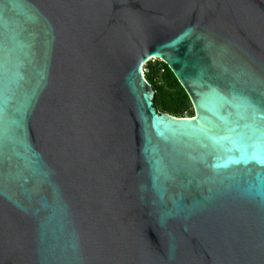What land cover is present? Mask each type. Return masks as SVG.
<instances>
[{
	"label": "water",
	"instance_id": "95a60500",
	"mask_svg": "<svg viewBox=\"0 0 264 264\" xmlns=\"http://www.w3.org/2000/svg\"><path fill=\"white\" fill-rule=\"evenodd\" d=\"M0 264H264V0H0Z\"/></svg>",
	"mask_w": 264,
	"mask_h": 264
},
{
	"label": "trees",
	"instance_id": "16d2710c",
	"mask_svg": "<svg viewBox=\"0 0 264 264\" xmlns=\"http://www.w3.org/2000/svg\"><path fill=\"white\" fill-rule=\"evenodd\" d=\"M145 77L155 91V108L176 118L194 117L190 98L170 68L159 60L146 64Z\"/></svg>",
	"mask_w": 264,
	"mask_h": 264
},
{
	"label": "built area",
	"instance_id": "2783aa9c",
	"mask_svg": "<svg viewBox=\"0 0 264 264\" xmlns=\"http://www.w3.org/2000/svg\"><path fill=\"white\" fill-rule=\"evenodd\" d=\"M147 72H148L147 69L144 68V73H147Z\"/></svg>",
	"mask_w": 264,
	"mask_h": 264
}]
</instances>
